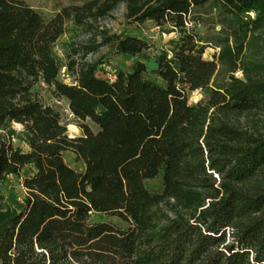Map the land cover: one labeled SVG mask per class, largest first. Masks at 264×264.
<instances>
[{
  "label": "trees",
  "instance_id": "16d2710c",
  "mask_svg": "<svg viewBox=\"0 0 264 264\" xmlns=\"http://www.w3.org/2000/svg\"><path fill=\"white\" fill-rule=\"evenodd\" d=\"M118 5L128 23L177 36L154 57L160 84L141 62L109 81L95 74L106 61H85L102 47L130 57L151 48L92 31ZM209 15L218 33L195 34ZM66 22L87 37L73 50L80 62L61 65L53 47ZM62 67L73 85L58 81ZM38 82L96 130L81 124L70 138L32 92ZM25 167L21 210L0 193V264H264V0H89L48 21L0 0V185ZM159 175L150 193L144 182ZM91 214L128 227L90 224Z\"/></svg>",
  "mask_w": 264,
  "mask_h": 264
},
{
  "label": "rangeland",
  "instance_id": "374dc122",
  "mask_svg": "<svg viewBox=\"0 0 264 264\" xmlns=\"http://www.w3.org/2000/svg\"><path fill=\"white\" fill-rule=\"evenodd\" d=\"M32 9L37 11L44 21L50 20L60 9L72 5H81L89 0H23ZM204 22L191 24L190 28L193 32L199 36L206 34L218 33L220 26L216 23L217 20L213 15L204 17ZM95 29L107 31L111 35H120L124 37H135L141 39L151 45V48L144 52L141 56H114L107 47L100 48L97 52L86 56L85 61L97 62L106 61L105 64H100L96 68V76L98 78L107 79V75L114 74L115 71L121 70L123 72H131L136 62H141L145 67L144 77L156 84H160L159 79L154 75L156 65L154 63V57L160 52L170 53L177 45V36L173 33L164 34L150 22H145L141 25L130 24L124 18V7L118 5L116 9L104 19H100L95 23L92 31ZM92 32V33H93ZM86 33L81 29L74 27L71 22H66L64 26L63 35L56 41L53 51L61 65H66L69 61L80 62L81 54L74 55L73 50L77 49L81 43L86 40ZM218 50H214L210 47L206 48L203 54V59L211 60L212 55L216 54ZM238 76V74L236 75ZM239 77V76H238ZM222 80V77L220 78ZM58 81L65 85H73V79L66 71L64 67L59 70ZM32 92L36 94L37 98L43 105L51 107L53 110L59 113L62 126L67 130V134L70 138L81 136V130L79 125L86 124L91 131H95L96 128L88 121L80 122L74 119L68 110L67 102L64 99H57L53 96L51 89L45 86L42 82H38L33 88ZM201 98L199 92L189 94L188 99L190 103H195ZM16 131L20 130V127L14 125ZM15 146L22 144L14 141ZM24 151V149L22 148ZM71 154H63V160L65 163L76 167V162L71 159ZM29 173L26 169H23L19 177L7 176L0 185V193L5 203L19 211L23 207V198L25 191L21 186V180ZM145 188L150 193H157L161 191L162 181L160 175L148 182H144ZM109 223L116 228L126 229L128 225L121 222L116 217H108L100 214H91L89 223Z\"/></svg>",
  "mask_w": 264,
  "mask_h": 264
},
{
  "label": "crops",
  "instance_id": "0c3cea01",
  "mask_svg": "<svg viewBox=\"0 0 264 264\" xmlns=\"http://www.w3.org/2000/svg\"><path fill=\"white\" fill-rule=\"evenodd\" d=\"M22 148L24 149V151H27V148L24 145H22ZM65 153H68V152H64L63 154H65ZM70 154H71L70 155L71 159H73L75 161V156L72 153H70ZM66 164H68L72 169H74L78 173H82L84 171V165L81 162H76V164H77L76 167L74 165L70 164V162H68ZM24 169H26L28 171V173L30 174V167H25ZM145 182H148V181H145Z\"/></svg>",
  "mask_w": 264,
  "mask_h": 264
},
{
  "label": "built area",
  "instance_id": "2783aa9c",
  "mask_svg": "<svg viewBox=\"0 0 264 264\" xmlns=\"http://www.w3.org/2000/svg\"><path fill=\"white\" fill-rule=\"evenodd\" d=\"M106 80L112 81L113 80V76L111 74L107 75V79Z\"/></svg>",
  "mask_w": 264,
  "mask_h": 264
}]
</instances>
